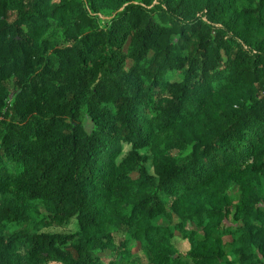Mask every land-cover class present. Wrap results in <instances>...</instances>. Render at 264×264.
<instances>
[{
	"label": "trees",
	"instance_id": "trees-1",
	"mask_svg": "<svg viewBox=\"0 0 264 264\" xmlns=\"http://www.w3.org/2000/svg\"><path fill=\"white\" fill-rule=\"evenodd\" d=\"M263 179L264 0H0V264H264Z\"/></svg>",
	"mask_w": 264,
	"mask_h": 264
},
{
	"label": "rangeland",
	"instance_id": "rangeland-1",
	"mask_svg": "<svg viewBox=\"0 0 264 264\" xmlns=\"http://www.w3.org/2000/svg\"><path fill=\"white\" fill-rule=\"evenodd\" d=\"M263 182H264V179H263ZM232 199L234 202L238 203L241 199V192L238 188H234L232 190ZM232 240V237H229L227 239H225L226 242H229ZM109 257H111V252L108 251V252H105L103 255H102V258L105 262L109 261ZM127 260L129 261V264H149V260L147 258V256L142 253V252H139L137 253L136 251H133V253H131L128 257H127Z\"/></svg>",
	"mask_w": 264,
	"mask_h": 264
}]
</instances>
